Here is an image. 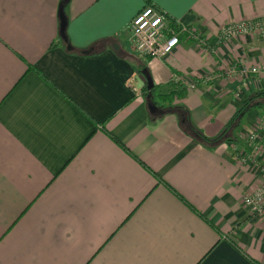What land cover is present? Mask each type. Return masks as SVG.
I'll return each instance as SVG.
<instances>
[{"label":"crops","instance_id":"obj_1","mask_svg":"<svg viewBox=\"0 0 264 264\" xmlns=\"http://www.w3.org/2000/svg\"><path fill=\"white\" fill-rule=\"evenodd\" d=\"M149 1L203 43L183 36L166 58L143 59L129 25L144 0H69L74 48L112 39L69 54L52 46L62 0H0V264H264V224L241 202L264 184L262 144L246 138L264 105L234 141L206 146L167 104L152 118L138 78L145 65L160 102L179 77L170 106L215 137L264 90V77L225 75L264 67V38L218 41L219 28L264 19V0Z\"/></svg>","mask_w":264,"mask_h":264},{"label":"built area","instance_id":"obj_2","mask_svg":"<svg viewBox=\"0 0 264 264\" xmlns=\"http://www.w3.org/2000/svg\"><path fill=\"white\" fill-rule=\"evenodd\" d=\"M129 28L134 50L143 59H164L178 46L181 34L185 33L189 37L196 38L194 33L189 32L184 26L179 29L172 26L164 14L158 13L151 6H145L136 14ZM251 33L264 38V19L226 24L222 27L219 38L229 41ZM225 75L228 77L238 75L243 79L253 75L264 77V67L258 65L247 67L244 63H234L228 66ZM176 81H181V79L176 78ZM188 87L196 88L193 83L188 84ZM246 138L250 144L260 142L264 151V120H261L252 131L247 133ZM241 202L253 216L264 224V184L246 193Z\"/></svg>","mask_w":264,"mask_h":264},{"label":"trees","instance_id":"obj_3","mask_svg":"<svg viewBox=\"0 0 264 264\" xmlns=\"http://www.w3.org/2000/svg\"><path fill=\"white\" fill-rule=\"evenodd\" d=\"M68 1L69 0H62V2H61L62 7H65L68 4ZM144 1H145L146 5L153 7L158 13L163 14V12L161 10H159L158 8H156V6L151 4V2L149 0H144ZM166 18L168 19V21L170 23H172L173 26L178 27V24L175 22V20H172L171 18H168L167 16H166ZM64 36H65V40L63 41L59 35L57 41L55 43H53L52 46L60 44L69 54L81 55V56H89V55L98 54L102 51V49L109 42L112 41V39H103V40H99L98 42L93 43L92 45H90L87 48L78 49V48H74L70 44V42L68 40L67 33H66V29L64 32ZM138 70H139L138 71L139 73L142 71H145L147 73V75L150 76L148 70L145 68V65L140 66V68ZM150 78H151V76H150ZM152 83H153V81H152ZM171 85L174 87V89L172 91L167 92L165 94H158L157 95V98L160 100V102L155 101V99H154L155 97L153 96V93H152L153 91L157 90V86L153 83V88L151 89V92H147L145 85H143L142 90H143V94L145 96L146 103L154 105L155 107H157L155 109V113L151 114V117L154 118L155 115L159 114L162 111L163 106L165 104H167L168 105L167 110L178 112V114L181 115V117H182L181 128L184 131V133L186 135H189L192 139H194L198 143L206 145V146H216L222 142L228 143V142L234 141L235 138L233 136V132L235 130H237V128L239 127L244 116L251 109H262L263 105H264V103H263L264 90H262L260 92L253 93L240 105V107L235 112L234 116L224 126L222 131L218 135H216L215 137L208 138L207 136L204 135V133L200 129L195 127L190 122L188 112L185 108L180 107V106H177V107L170 106L173 99L181 97L183 95V92L185 91V88L182 87L180 81L175 80L172 82ZM148 96H149V98H148ZM157 103L162 104V107L157 106ZM109 137L116 144H118L123 150H125L129 153L128 149L125 148L123 145H121L114 137H112L110 135H109Z\"/></svg>","mask_w":264,"mask_h":264},{"label":"water","instance_id":"obj_4","mask_svg":"<svg viewBox=\"0 0 264 264\" xmlns=\"http://www.w3.org/2000/svg\"><path fill=\"white\" fill-rule=\"evenodd\" d=\"M63 8L64 7H62V5H61L60 10H59V35H60L61 39L64 41L65 40L64 32L66 29V18H65ZM138 78L143 83V85H145L147 92H151V89L153 88V83H152V79L150 78V76H148L145 71H142L139 73ZM148 98H149V96H148ZM147 105H148L149 112L151 114H154L155 109L157 107H155L154 105H151V104H147Z\"/></svg>","mask_w":264,"mask_h":264},{"label":"rangeland","instance_id":"obj_5","mask_svg":"<svg viewBox=\"0 0 264 264\" xmlns=\"http://www.w3.org/2000/svg\"><path fill=\"white\" fill-rule=\"evenodd\" d=\"M147 6V5H146ZM254 20H261V19H259V18H256V19H250V20H246V21H254ZM176 22V21H175ZM176 23H178V22H176ZM173 26V25H172ZM181 26H183L182 24H179L178 23V29L181 27ZM225 26V25H224ZM185 27V26H184ZM222 27L223 26H221L220 28H219V32H218V38H217V40L218 41H223V40H221L220 38H219V36H220V33H221V29H222ZM186 29H187V27H185ZM188 31L189 32H192V33H194V35L196 36V38L194 37V38H192V37H189L187 34H181L182 36L181 37H183V36H186V37H188L190 40H193L194 42H196V43H202L203 42V40H202V38H201V36L199 35V34H197L196 32H194V31H192V30H189L188 29ZM252 34V33H251ZM254 34V33H253ZM250 35V34H249ZM131 36V35H130ZM180 37V38H181ZM131 41H132V39H131ZM132 44H133V42H132ZM133 48H134V44H133ZM167 57V56H166ZM165 57V58H166ZM150 59H154V58H149V60ZM157 60H162V59H157ZM179 78V77H178ZM175 107V106H174ZM177 107V106H176ZM180 116V121H181V123H182V117H181V115H179ZM184 120V119H183ZM239 128V127H238ZM237 128V129H238ZM236 131V130H235Z\"/></svg>","mask_w":264,"mask_h":264}]
</instances>
